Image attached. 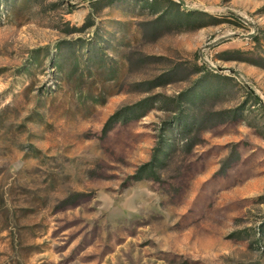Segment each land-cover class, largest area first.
Returning a JSON list of instances; mask_svg holds the SVG:
<instances>
[{"label":"rangeland","instance_id":"374dc122","mask_svg":"<svg viewBox=\"0 0 264 264\" xmlns=\"http://www.w3.org/2000/svg\"><path fill=\"white\" fill-rule=\"evenodd\" d=\"M0 264H264V0H0Z\"/></svg>","mask_w":264,"mask_h":264}]
</instances>
